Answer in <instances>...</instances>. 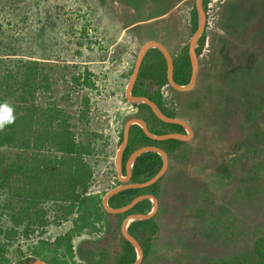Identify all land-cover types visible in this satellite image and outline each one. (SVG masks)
Here are the masks:
<instances>
[{
    "label": "rangeland",
    "instance_id": "rangeland-1",
    "mask_svg": "<svg viewBox=\"0 0 264 264\" xmlns=\"http://www.w3.org/2000/svg\"><path fill=\"white\" fill-rule=\"evenodd\" d=\"M154 1L0 0V96L6 83L18 79L23 61H36L41 74L47 76L50 89L35 91L34 100L37 103L56 100L72 115L71 129L76 138L98 135L97 141L106 142V149L111 151L106 164L112 162L118 131L124 123L122 116L131 112L130 103L123 95L128 69L132 68L139 46L150 38L158 39L162 26H167L165 11L173 6L166 1L167 5H156ZM222 1L216 2L215 13ZM228 3L220 7L222 24L229 29L227 34L238 32L247 39L252 36L254 41L263 40L264 3L251 6L250 15L249 6H241L240 14H236L227 10ZM180 11L183 14L187 9ZM184 21H177L181 22L182 34H186ZM172 26L168 23L169 31L163 30L168 36L175 35L170 43L163 42L169 51L179 38V31ZM205 50L202 48L198 55L201 62L205 60ZM230 54L225 53L226 59L232 57ZM253 56L264 65L263 48L260 52L253 51ZM83 68L92 74V88L75 85L70 79L71 74ZM225 70L222 79L218 78L220 85L217 77L199 74L195 87L174 100L175 114L187 122L199 118L203 125L208 114L215 112V123L220 128L214 127L215 136L224 141L225 137L237 138L240 133V142L236 139L233 145L229 142L228 146L213 150L210 166L206 165L208 180L204 181L202 175L195 178L185 174L167 180L174 201L179 202V192L184 191L192 194L195 202L189 207V217L180 218L177 225L172 219L164 223L167 217L162 218L161 236L153 245L150 264H208L230 258L251 264L252 240L254 236L264 235V118L261 116L264 100L260 104L253 100L259 96L253 90L261 89L263 83L257 85L258 80L247 77L249 71ZM83 96L88 98L87 122L79 115L84 107ZM207 103L216 109L210 112ZM258 104L259 112L255 115ZM205 152L204 148L192 149L190 154L202 159ZM191 167L198 175L202 172L195 165ZM97 184L94 177L91 190H99ZM198 201H205L204 205L199 204L204 209L201 219L196 216L201 212ZM174 209L179 211L178 205ZM77 248L75 255L83 259L79 261L86 262L89 256H96H93L94 247L93 251L88 246Z\"/></svg>",
    "mask_w": 264,
    "mask_h": 264
},
{
    "label": "trees",
    "instance_id": "trees-1",
    "mask_svg": "<svg viewBox=\"0 0 264 264\" xmlns=\"http://www.w3.org/2000/svg\"><path fill=\"white\" fill-rule=\"evenodd\" d=\"M206 2L207 0L201 2L203 10ZM195 27L196 11L192 5L191 33ZM204 37L203 29L194 48L196 56L203 47ZM171 60L173 81L179 85L186 84L190 76L187 44ZM36 65L34 60L23 61L18 79L6 83L3 95L0 96V102H8L14 108L15 115V122L0 131V264H26L35 258L46 264H129L135 259V250L121 236L120 223L127 214L148 212L151 202L142 198L120 213L113 214L103 210L100 197L106 188L119 184L112 162L106 164L111 151L106 149V142L97 141L98 135L85 134L83 139H77L71 129L72 115L66 113L56 100L49 99L42 103L34 100L35 91L50 89L47 76L41 74ZM130 71L129 68L127 73ZM91 75L89 70L83 68L81 72L71 74L70 79L75 85L92 88L94 83ZM164 85L165 95L160 89ZM170 89L166 82V64L162 54L156 48L148 49L140 62L131 94L147 97L165 116L176 117L175 101ZM5 97L10 100H4ZM82 99L84 107L79 115L87 122L88 98L83 96ZM130 106L131 112L123 114V122L128 118H141L148 131L156 135L183 132L181 125L158 119L144 103H132ZM121 136L122 129L119 128L117 145ZM182 143L175 138L151 139L137 124H130L120 158L121 173L124 172L128 155L138 147H158L170 160L179 156ZM180 156L184 158V155ZM160 166L159 154L144 151L134 157L128 181L144 182ZM169 170L170 167L166 168L150 185L125 188L107 198V204L111 208L121 207L141 194L152 195L157 200L158 207L153 215L145 219H133L126 226L127 232L141 248L142 258L139 264L152 263V244L161 236L162 218L167 217L164 223L173 218L178 220L175 205L183 207L195 202L193 195L188 192L179 193L181 199L176 202L170 189L162 190L160 182ZM107 176L112 177L111 182ZM94 177L99 190H91ZM197 195L195 192V197ZM204 203L205 201L197 202L198 206ZM201 208L202 206L199 208L201 212L196 215L200 219L204 213ZM190 214L181 213L180 218H187ZM192 215L195 216L194 213ZM179 222L180 220L176 225ZM81 234L91 237L94 248L98 251L97 256L86 263L76 260L73 250V239ZM251 249V264H264V235L254 236ZM208 264L249 263L230 258Z\"/></svg>",
    "mask_w": 264,
    "mask_h": 264
},
{
    "label": "crops",
    "instance_id": "crops-1",
    "mask_svg": "<svg viewBox=\"0 0 264 264\" xmlns=\"http://www.w3.org/2000/svg\"><path fill=\"white\" fill-rule=\"evenodd\" d=\"M165 1L168 3L169 2L172 3L173 6H171L167 11H165L166 15L168 16L166 21H165V23H167L166 24L167 26H165V25L162 26V29H161L162 33L159 35L160 39L158 37V39H154V40L160 42L163 45L165 42L170 43V41H169L170 38H172L173 36L175 37V35H172V36L169 35L168 36L166 33H164L166 30L169 31V29H170V27L167 28L168 23L173 25L172 28H176V30L179 31L178 32L179 33L178 44L176 46H173L171 51L167 50L171 56V59H172L173 56H176L180 53L182 47L185 44H187L188 39L191 35V31H190V10H191L192 5H194V2H193V0H156L154 2L156 5H157V3H159L161 6L164 4L167 5V3ZM228 1H229L228 5H230V7L227 9L228 11H230L231 13L234 12L237 14L239 12L238 10L241 8V6L247 5V6H249V9H248L249 15L253 11L251 6L260 5L261 2L264 3V0H223L219 4L217 12L215 13V20H214L213 25L208 29H204L205 30V37H204V44H203L202 48H203V51L206 49L207 53L205 54L204 62H201V59L197 56L198 67H197V72H196V76H195L193 86L191 88H189L188 90H185V91H178V90H175V89L170 87L173 91H175V92H171L174 100H176V98H178V96L184 95V93L192 90L195 87V81H196L197 77L199 76V74H202L206 78H208L209 75L217 77L216 78L217 82L220 85L221 81L219 79H222V76L224 75L223 73L226 71L225 68H234L238 72L241 71L243 73L246 71H249V73L246 72V74H249V75H247V77H249L253 80L254 79L258 80L257 85H259L260 83H263L262 84L263 87L261 89L253 90L254 93H259V96L255 97L253 100H256L257 102H259V104L261 103V101L264 100V72H260V70H259V69H264V65L262 63L261 64L258 63L259 60L255 59V56H253V51L260 52V50L262 48L264 49V39L261 40L259 38L258 40L254 41L253 38H255V37L250 36L247 39V36L244 37L241 35V33H238V32L231 33V34H233L232 36H231V34L228 35L229 29L227 27H225V25L222 24L223 14H221V8H220V7H222V5H224ZM151 4H152V2H151ZM182 8H184V9L186 8L187 12H184L182 14L181 13L182 11H180ZM255 11H256V9H255ZM238 14H240V13H238ZM226 18L227 17L225 16L223 20H226ZM250 19L251 18L249 17L248 20L252 21ZM180 20H185L184 21L185 23H183V25L185 26L184 29L186 30L185 31L186 34H182L181 27L179 26V23H181V22L177 23V21H180ZM163 30H164V32H163ZM236 30L237 29H235V31ZM262 36H264V35H262ZM150 39H152V38H150ZM229 51H231L233 54H230L231 52L229 53ZM225 53H226V55H228V54L232 55V57H229L226 59ZM260 73H263V74H260ZM260 79H263V81H261ZM224 83H226V81ZM237 83H238V81H237ZM259 104L257 105L256 109L254 110L253 114H255V115H257L256 113L259 112V108H260ZM206 105L210 109V112H213L216 109L215 107L212 106V104L207 103ZM201 113H202V111H201ZM206 116H207V114H206ZM261 116L264 118V115H261ZM176 118H180V119L184 120L190 126L192 134L188 140H180L183 143L181 144L179 151H178L179 156L176 157V159H175V157H174V159H170V160L167 159L166 168L170 167V170H169L168 174L160 182V187L162 188L163 191L169 190V188L167 186V180L170 178H174L175 175H177V174H185V175H189V176L191 175V176H194L195 178H197V176L201 177V175H202V176H204L203 177L204 181L208 180L209 178L207 175V170H208V167L210 166L209 164L211 163L209 161L211 160L210 156H212L211 154H213V150H216L218 148L217 146H220V148L226 147V146H228L229 142L233 145L232 141H234L236 139H237L236 141L238 144L240 142V138H239L240 133L238 134L237 138L234 137L231 139L230 137L228 138V136H227V137H225L224 141H222L221 139H219L218 137L215 136L216 130L214 127H216V129L220 130V128L215 123V112H213L212 114L211 113L208 114L207 119L205 118L206 122H203V125L206 124L205 128L201 124L202 121L199 118L198 119L192 118V120L189 122H187L183 117H179L177 115H176ZM227 123H228V121H227ZM255 123H256V121H254L252 123V125L253 126L256 125ZM241 135H242V132H241ZM243 135H244V132H243ZM225 142H226V144H225ZM203 148L206 150V152L204 153V156H202V159L194 157L193 155L190 154L192 149H194V150L198 149V151H200V149H203ZM180 155H184V158H181ZM191 165L197 166L199 168V170L202 169V172H200V175H198L199 172L197 173V172H195V170H193V167H191ZM206 165L208 167H206ZM219 165H222V164H219ZM196 171H197V169H196ZM121 174L124 175V172ZM179 193L183 194L184 191H180ZM101 197H100V203H101ZM147 199H149V198H147ZM151 206H152V202H151ZM190 206L191 205H185L182 208V206L178 205L179 211H176V213H177L179 219H180L181 213H189V207ZM157 207H158V203H157ZM156 210H157V208H156ZM178 220L173 218V221L175 224L177 223ZM173 226H174V224H173ZM93 243L94 242L91 240V237H89L85 234H81L79 236H76L73 239V250H74V248H76V250H77L78 249L77 247L82 248L84 246H88L93 251L94 250ZM153 244H152V246H153ZM250 248H251V246H250ZM95 250H96V254L94 251L93 256L94 255L97 256V254H98L97 249H95ZM251 251H252V249H251ZM74 254H75V251H74ZM75 258L78 261L83 260V259L79 258L77 255H75ZM92 258H95V256L94 257L89 256L88 260H90ZM36 259H38V258H36ZM26 264H29V263L27 262Z\"/></svg>",
    "mask_w": 264,
    "mask_h": 264
},
{
    "label": "water",
    "instance_id": "water-1",
    "mask_svg": "<svg viewBox=\"0 0 264 264\" xmlns=\"http://www.w3.org/2000/svg\"><path fill=\"white\" fill-rule=\"evenodd\" d=\"M193 2H194L195 11H196V27L193 30V32L191 33V35L188 39V42H187V54H188L189 63H190V76H189L188 82L186 84L179 85L173 81V79H172V60H171V56H170L169 52L166 50V48L160 42H158L154 39H148V40H145L139 46V48L135 54V58H134V61L132 64L131 71L129 73V76L127 78V81H126L124 89H123L124 98L128 103H131V104L132 103H136V104L137 103H144L150 108L151 112L161 121L168 122V123H176V124L181 125L183 128V132H181V133L180 132H170V133L156 135V134H153V133L148 131L145 122L141 118H128L127 120L124 121V123L122 125L121 140L118 143L116 150L114 151V156H113V160H112L115 176H116L119 184L107 189L102 194L101 206L105 212L114 214V213H120V212L126 211L135 202H137L138 200H140L142 198H149L150 201L152 202V206L148 212L127 214L126 216L123 217V219L120 223L121 236L123 237L124 240L129 242L135 250V259L133 262H131L129 264H139L141 261V258H142V251H141V248L139 247L138 243L136 242V240L127 232L126 226L129 223V221H131L133 219H145V218H148L151 215H153L156 211V208H157V201H156L155 197L152 195L141 194V195L135 196L127 204H125L121 207L111 208L107 204V198L111 194L118 192L122 189L129 188V187H133V188L145 187L147 185H150L154 181H156L164 173V171L166 169L167 157H166L165 152L158 147L150 146V145L138 147L137 149L133 150L128 155V157L125 161V164H124V169H125L124 175H122L121 174L120 158H121L122 150L126 144L127 135H128V128H129L130 124L135 123L141 128L142 132L147 137L154 139V140L166 139V138H175L178 140H188L192 134L190 126L184 120H182L180 118H176V117L165 116L163 113L160 112V110L157 108V106L151 100H149L147 97L132 95L131 94V88H132L133 82L136 78L140 62H141L145 52L150 48L158 49L161 52V54L165 60L166 82H167V85L169 87H171L175 90H178V91H185V90H188L189 88H191L193 86L195 76H196V72H197V67H198V60H197V56L195 54L194 48H195L196 41H197L199 35L202 33V31L204 29V22H205L204 10L202 8V3H201L202 0H193ZM144 151H154L157 154H159V156L161 158L160 168L152 177H150L148 180H146L144 182H141V183L128 182L129 176H130L131 163H132L134 157L137 156L138 154L144 152ZM28 263L29 264H46L45 262L41 261L40 259H36V258L28 261Z\"/></svg>",
    "mask_w": 264,
    "mask_h": 264
},
{
    "label": "built area",
    "instance_id": "built-area-1",
    "mask_svg": "<svg viewBox=\"0 0 264 264\" xmlns=\"http://www.w3.org/2000/svg\"><path fill=\"white\" fill-rule=\"evenodd\" d=\"M220 0H207L206 4H205V10H204V16H205V22H204V29H208L210 28L215 20V5L216 2H219ZM161 92L163 95L166 94V90H165V85L160 87ZM107 168H105L106 170ZM107 178H110V182L112 180L111 176H107ZM109 189V188H108ZM107 190V188L105 189V191ZM104 191V192H105Z\"/></svg>",
    "mask_w": 264,
    "mask_h": 264
},
{
    "label": "clouds",
    "instance_id": "clouds-1",
    "mask_svg": "<svg viewBox=\"0 0 264 264\" xmlns=\"http://www.w3.org/2000/svg\"><path fill=\"white\" fill-rule=\"evenodd\" d=\"M15 122L14 108L8 102H0V131Z\"/></svg>",
    "mask_w": 264,
    "mask_h": 264
},
{
    "label": "flooded vegetation",
    "instance_id": "flooded-vegetation-1",
    "mask_svg": "<svg viewBox=\"0 0 264 264\" xmlns=\"http://www.w3.org/2000/svg\"><path fill=\"white\" fill-rule=\"evenodd\" d=\"M130 104H131V103H130ZM128 107H129V106H128ZM129 108L132 109L131 106H130ZM121 129H122V128H121Z\"/></svg>",
    "mask_w": 264,
    "mask_h": 264
}]
</instances>
